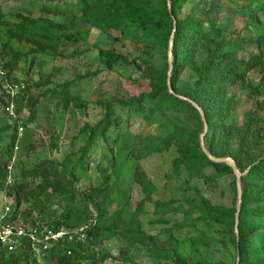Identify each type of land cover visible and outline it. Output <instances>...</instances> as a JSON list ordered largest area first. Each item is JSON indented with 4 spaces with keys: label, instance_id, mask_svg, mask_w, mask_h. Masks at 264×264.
I'll return each mask as SVG.
<instances>
[{
    "label": "trees",
    "instance_id": "16d2710c",
    "mask_svg": "<svg viewBox=\"0 0 264 264\" xmlns=\"http://www.w3.org/2000/svg\"><path fill=\"white\" fill-rule=\"evenodd\" d=\"M186 1L69 0L54 8L42 6L43 15L31 16L28 9L26 12L29 15H0V152L5 160L10 154L11 145L16 142L17 127V123L11 122L12 117L6 108L11 99L18 101L23 97L22 92L26 91L29 81L13 75L18 64L23 61L27 68L34 65L43 70L44 57H50L53 60L51 70L42 71L46 81L35 86L46 85L51 82L53 71L61 69L57 61L64 58L60 47L64 38H70L68 33L79 32L83 25L103 33L116 31L132 35L134 27L144 31L142 40L134 39L138 52L133 58L114 48L99 49L98 54L105 58V68L109 71H113L120 62L135 64L139 73L138 80L146 82L147 90L129 99H98L102 119L93 127L85 125L80 129L87 137L84 145L77 150L80 153L79 163L82 164L99 133L102 142L109 145L108 151L113 164L116 165L123 159L129 161L128 178L141 190L142 197L139 201H124L111 210L112 171L99 164L96 165V171L101 181L79 193V204L75 202L72 187L67 189L59 179H51L46 168L41 171L43 178L37 187L26 190L22 183L8 184L5 164L0 165V196L14 198L15 201L13 208L9 210L10 216L3 217L6 224L15 223L21 203L28 204L30 209L36 208L39 217L43 219L47 204L40 197L48 190L69 194L68 201L61 206L59 212L44 223L47 229L45 235L62 233L56 240L49 237L48 242L53 245L44 251L48 255L47 261L54 259L56 264H103L107 259L117 260L119 257L103 248V243L119 238L123 246L118 255L123 263L129 262L132 250L141 245L156 259L162 257L169 261L173 256L171 264H227L223 261H207L206 255L199 249L211 246L216 240L201 232L182 239V244L176 239L170 248L159 247L157 237L146 232L141 220L150 203L153 215L157 216L152 222L162 223V231L168 228L165 224L168 223L166 215L169 214L182 216V220L173 223L170 229L192 227L196 221L210 222L223 228L228 235L229 242L238 255L235 264H264V257L252 253L256 235L264 233V0H257L252 10L243 13L244 18L252 16L259 23V27H254V37L248 40L256 44L258 52L246 58L239 56L242 48L239 31L222 25L215 18L201 17L190 12L181 16V8ZM52 12L60 17V21L46 16ZM242 28L244 29V25ZM169 52L172 54L170 82L174 93L169 92L167 82ZM186 69L193 73V82L181 79ZM253 71H258L257 78L251 77ZM26 73L28 74L27 69ZM98 73L99 70H95L86 75H77L75 79L61 84L60 90L48 89L44 94L62 96L60 102L64 108L85 109L88 102L73 96L69 87L75 80L96 76ZM9 81L13 86H24L15 99L11 98V93L5 86ZM233 87H238L251 102V107L241 119L233 114L236 101L234 95L229 94V89ZM187 99L195 102L204 114L207 126L204 143L209 154L216 158L231 157L242 174L237 226L236 177L227 163L214 162L202 151L199 138L204 130V121L197 108ZM115 105L140 113L148 124H158V132L137 135L128 130L118 133L112 142L114 144L110 145L108 133L115 124L112 119ZM7 136H10L11 145L6 143ZM73 140L76 141V137ZM58 142V139L52 138L51 147L59 149ZM163 143L165 144L161 147ZM170 149H173L174 157L166 175L167 182L180 180L181 177H185V181L197 178L202 180L207 189L221 194V180L231 176L229 186L235 193L234 203L213 204L204 196L154 199L157 187L144 169L142 160L151 154ZM44 162H49L55 174L59 163H50L48 159ZM37 172L38 168H35L22 176L34 178L38 175ZM69 177L71 184L78 180L74 171L70 172ZM32 224L39 227L37 221ZM80 228L85 229L84 240H80L75 234ZM21 244L25 250L17 256L6 255L8 247L0 245V264H18L28 260L30 255L36 260L34 253H29L33 241L26 236L21 239ZM179 246L190 248V261L179 255Z\"/></svg>",
    "mask_w": 264,
    "mask_h": 264
},
{
    "label": "rangeland",
    "instance_id": "374dc122",
    "mask_svg": "<svg viewBox=\"0 0 264 264\" xmlns=\"http://www.w3.org/2000/svg\"><path fill=\"white\" fill-rule=\"evenodd\" d=\"M65 1L69 0H0V15L9 17L14 13L25 15L30 13L31 16H38L42 14V6L54 8ZM208 1L187 0L181 8L180 15L190 12L201 17L215 18L222 25L235 28L240 33V42L242 43V48L239 51L241 58H246L250 54L258 52L256 44L248 42L255 35L254 27H259L258 20L252 16L243 17L244 12L255 7L257 0ZM26 9L30 10V12L27 13ZM46 16L54 21H60V17L55 15L54 12ZM243 25L244 29L242 28ZM68 34L70 38H64L63 45L60 47L64 58L57 61L61 65V69L53 71L49 84L35 86L39 82L46 81L42 71L51 70L53 60L50 57H44L45 65L42 64L43 70L38 69L34 65L31 68H27L23 61L15 68L13 73L15 77L28 79L29 81L26 91L22 92L23 97L18 101L11 99L8 106L9 110L6 108L7 113L12 117V123L18 122L23 127L25 126L23 135L17 143L15 142L14 145H11L10 136H7L6 139V143L11 145L10 154L6 158L7 165L10 167L7 168L5 163L7 183H22L26 190H33L43 178L41 177V171L46 168L50 173L49 177L51 179H59L60 183L66 185L67 189L72 187L71 191L75 195V202L79 204V193L92 185L95 186L100 183L101 178L96 171V165L99 164L112 171L110 209L114 210L122 205L124 201L135 203L142 197L140 188L128 178L130 163L120 158L123 160H119L116 165L113 164L108 151L109 145L102 142L99 133L96 134L94 144L88 155L85 156L82 164L79 163L80 153L77 150L84 145L87 137L86 134L80 132V129L85 125L93 127L102 119V109L97 105L98 99H111L114 97L129 99L131 96L147 90L146 82L138 80L139 73L135 64L127 65L120 62L113 71H109L105 68V58L98 54L99 49L114 48L133 58L138 52L135 48L137 43L134 39L142 40L144 31L134 27L132 35L116 31L103 33L88 25H83L80 27L79 32L72 31ZM95 70H99L96 76L75 80L74 84L69 87V92L73 96L88 102V106L85 109L64 108L60 102L62 96L57 97L52 93L44 94L45 90H60V85L65 81L73 80L77 75H86L88 72L92 73ZM250 75L253 78H257L259 73L258 71H253ZM181 79L193 82V73L186 69ZM5 86L9 92L11 91V98L16 97L21 91L18 89L22 88L21 86L15 88L10 81ZM229 94L234 95L236 101L233 114H235L237 119H241L245 111L251 107V102L238 87L229 89ZM112 119L115 124L108 133V143L110 145L114 144L112 142L118 133L129 130L137 135H146L148 133H156L159 130L158 124L146 123L140 113L130 112L128 109L120 108L118 105H115ZM27 120L28 122H26ZM25 122L26 124H24ZM74 137H76V141L73 140ZM52 138L58 139L59 149L56 150L51 147ZM164 144L160 146L163 147ZM15 146L17 150L14 152ZM173 157L174 151L170 149L161 153L151 154L142 160L144 169L157 187L154 199L168 200L172 197L184 199L204 196L213 204L232 205L234 203L235 193L229 186L232 180L231 176L221 180V194L207 189L202 180L197 178L185 181V177H181L180 180L167 182L166 175L170 171ZM7 159L10 160L7 161ZM47 159L50 163L52 161L59 163L55 174L49 162L47 164L44 162ZM0 165L4 164L1 163ZM35 168H38L36 177L26 176V178H23V173ZM71 171H74L78 177V180L72 182V184L69 177ZM68 196L69 194L65 195L52 190H48L41 195L40 199L47 204L45 220L39 217L36 208L30 209L28 204L21 203L19 216L12 226L14 228L20 227L23 232L9 240L13 248L11 250L8 249L6 255L17 256L21 254L25 250L21 244V239L27 236L33 241L29 253L33 252L36 260L29 254L28 260H23L18 264H56L54 259L47 261L48 255L44 254V251L53 245V243L48 242V238L45 235L47 229L44 223L54 213L59 212L61 206L68 201ZM14 202V198L0 196V226L5 224L3 222L4 215L10 216L9 210L11 207L13 208ZM155 219H157V216L152 213V204L148 203L146 212L141 216V220L146 232L157 237L156 240L159 247L170 248L176 239L179 244H182V239L195 236L201 232L216 240V243L211 246H203L199 249L203 255H206L209 263L223 261L227 264H235L238 261L236 249L229 242V237L223 228L210 222L196 221L192 227L170 229L169 227L173 223L182 220V216L181 214H169L166 215L168 223L165 224L168 228L162 231L161 229L164 225L152 222ZM23 221H25V224H23ZM34 221L39 223V227L33 226L32 223ZM39 229L41 230L39 231ZM56 239L57 237L53 238V240ZM121 246H123V242L119 238L104 242L103 248L119 258L117 260L107 259L103 264H171L173 262V256L169 261L162 257L156 259L141 245H137L130 254L132 259L123 263L120 255H118ZM177 252L183 259L190 261L192 252L189 247L179 246ZM252 253L259 257H264V233L259 232L256 235ZM85 264L89 263L85 262Z\"/></svg>",
    "mask_w": 264,
    "mask_h": 264
},
{
    "label": "water",
    "instance_id": "95a60500",
    "mask_svg": "<svg viewBox=\"0 0 264 264\" xmlns=\"http://www.w3.org/2000/svg\"><path fill=\"white\" fill-rule=\"evenodd\" d=\"M170 12H171V10H170ZM174 26H175V21H174ZM172 43H173V38L170 40V45H171L170 47H172ZM169 62H170V65H169L168 79H167L168 90H169V92L174 93L173 90H172V87H171V82H170V76H171V71H172V54H171V52H169ZM181 98H184V97H181ZM184 99H186V98H184ZM187 100L195 108H197V110L199 111V113L201 115L202 120L204 121V130H203V132H202V134L200 135V138H199L200 139V146H201L202 151L205 153V155H207L214 162L227 163L231 167V169H232V171H233V173H234V175L236 177L237 204H236V214H235V226H237L238 216H239V212H240L241 195H242V186H241V182H240V177H241L242 174L237 170L235 162H234V160L231 157L227 156V157H224V158H216V157H213V156H211L209 154V152H208V150H207V148L205 146V143H204V136H205V134L207 132V126H206V121H205V118H204V114H203L202 110L200 109V107L195 102H193L190 99H187Z\"/></svg>",
    "mask_w": 264,
    "mask_h": 264
},
{
    "label": "built area",
    "instance_id": "2783aa9c",
    "mask_svg": "<svg viewBox=\"0 0 264 264\" xmlns=\"http://www.w3.org/2000/svg\"><path fill=\"white\" fill-rule=\"evenodd\" d=\"M18 86H21L22 88H19L18 90H21L24 88L23 85H14L15 88H17ZM13 89V87H12ZM11 92V91H10ZM7 110H9V108H7ZM24 132V127L21 125V123L17 122V127L15 130V134H16V143L18 142V140L21 138V136L23 135ZM17 150L16 146L14 148V152ZM10 160V159H9ZM7 159V161H9ZM5 164L6 163V167H10L7 165L6 160L4 159V155L0 152V164ZM12 164V163H11ZM9 182H11L9 180ZM84 228H80L77 231H75V234L79 236L80 240H84L85 238V234H84ZM22 229L19 228H14L11 224H3L0 226V245L2 246H7L9 250H11L13 248L12 243H9V240L14 238L16 235L22 233ZM62 235V233L56 234V235H52L51 233L47 234L46 237L49 239L50 238H56V237H60ZM8 241V242H7ZM45 247V245H44Z\"/></svg>",
    "mask_w": 264,
    "mask_h": 264
}]
</instances>
